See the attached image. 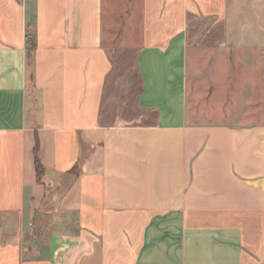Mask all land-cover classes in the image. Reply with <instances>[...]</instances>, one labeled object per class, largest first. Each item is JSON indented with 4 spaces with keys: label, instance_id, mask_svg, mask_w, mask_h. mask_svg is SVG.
<instances>
[{
    "label": "crops",
    "instance_id": "1",
    "mask_svg": "<svg viewBox=\"0 0 264 264\" xmlns=\"http://www.w3.org/2000/svg\"><path fill=\"white\" fill-rule=\"evenodd\" d=\"M244 9L0 0V264H264V122L194 92Z\"/></svg>",
    "mask_w": 264,
    "mask_h": 264
},
{
    "label": "rangeland",
    "instance_id": "2",
    "mask_svg": "<svg viewBox=\"0 0 264 264\" xmlns=\"http://www.w3.org/2000/svg\"><path fill=\"white\" fill-rule=\"evenodd\" d=\"M237 1L245 3V9L241 11L244 13L241 18L244 20L241 24L245 28L242 29L243 32H238L239 34L243 33V36L240 37L241 40L236 42L231 40L234 69L230 65L227 67V63L217 61L221 54L224 58L228 56L225 50L222 52L213 49H208L209 52L205 50L204 56H212V61L204 62L203 60L200 62V68L197 69L201 74V80L198 79L197 82H200L201 86L194 89L195 101L197 106L206 108L205 112L212 119L237 118L244 121L259 120L264 122V0ZM248 2L249 4H247ZM231 14L232 17L236 15L234 12ZM259 43L260 46H258ZM214 56H216L215 59H213ZM250 58L251 60H249ZM235 69L238 71L239 69L242 71L252 70L256 75L259 74V77L258 79L243 80L239 77L228 79L213 77L226 76L228 72ZM199 112L201 111L197 110L196 114ZM196 114L195 116H197Z\"/></svg>",
    "mask_w": 264,
    "mask_h": 264
},
{
    "label": "trees",
    "instance_id": "3",
    "mask_svg": "<svg viewBox=\"0 0 264 264\" xmlns=\"http://www.w3.org/2000/svg\"><path fill=\"white\" fill-rule=\"evenodd\" d=\"M34 47H35V36L32 32L27 31V57L29 60L33 55ZM37 151H38V140L36 139L35 146H34L35 169H36L37 178L40 179L44 168L38 158Z\"/></svg>",
    "mask_w": 264,
    "mask_h": 264
}]
</instances>
